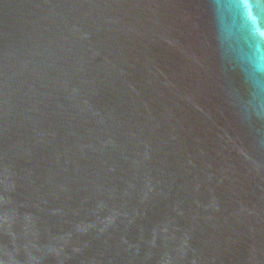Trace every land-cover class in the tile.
<instances>
[{
    "label": "water",
    "instance_id": "obj_1",
    "mask_svg": "<svg viewBox=\"0 0 264 264\" xmlns=\"http://www.w3.org/2000/svg\"><path fill=\"white\" fill-rule=\"evenodd\" d=\"M0 264H264V0H0Z\"/></svg>",
    "mask_w": 264,
    "mask_h": 264
}]
</instances>
